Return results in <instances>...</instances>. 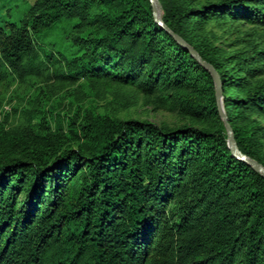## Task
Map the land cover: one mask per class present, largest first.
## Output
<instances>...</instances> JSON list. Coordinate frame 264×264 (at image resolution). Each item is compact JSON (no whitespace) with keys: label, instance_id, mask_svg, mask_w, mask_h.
I'll list each match as a JSON object with an SVG mask.
<instances>
[{"label":"trees","instance_id":"trees-1","mask_svg":"<svg viewBox=\"0 0 264 264\" xmlns=\"http://www.w3.org/2000/svg\"><path fill=\"white\" fill-rule=\"evenodd\" d=\"M158 1L218 73L239 150L264 167L250 117L264 114V46L226 56L202 34L264 28V0ZM3 7L0 264H264V176L233 156L213 76L150 0H34L18 19ZM22 85L41 100L2 118L4 93ZM74 85L171 97L208 126L165 129L83 103L71 117L53 89Z\"/></svg>","mask_w":264,"mask_h":264},{"label":"rangeland","instance_id":"rangeland-1","mask_svg":"<svg viewBox=\"0 0 264 264\" xmlns=\"http://www.w3.org/2000/svg\"><path fill=\"white\" fill-rule=\"evenodd\" d=\"M209 0H199L205 3ZM34 0H0V6L3 7V15L7 18L18 19L23 12L32 5ZM214 46L219 48L226 56L249 51L256 46H264V28L251 26L229 24L224 28H218L214 25L208 26L207 30L202 32ZM259 80L264 81V75ZM37 86V85H36ZM38 87L22 85L16 89L13 86L8 92L3 91V113L2 118L12 108L19 104H25L30 99L41 100L42 93L36 90ZM84 87L79 85L59 87L53 89L54 101L65 100L67 105L66 114L75 117L76 106L83 103L86 108H91L99 113L107 114L118 119H134L156 124L165 129H177L183 126H193L196 128L207 127L205 121L186 115L179 106L173 102L170 97L164 99L163 95L146 96L134 87L113 85L112 92L97 96L89 91L84 93ZM103 91V88L101 89ZM79 102V103H78ZM250 117L258 121L262 128L261 141L264 152V114L251 112ZM66 119L65 125L68 124ZM54 128V124H52Z\"/></svg>","mask_w":264,"mask_h":264},{"label":"water","instance_id":"water-1","mask_svg":"<svg viewBox=\"0 0 264 264\" xmlns=\"http://www.w3.org/2000/svg\"><path fill=\"white\" fill-rule=\"evenodd\" d=\"M150 2H151V6L153 9V15H154V19H155L156 23L159 24L167 32H169L172 36H174L175 39L184 48H186L204 68L209 70V72L213 76L214 82H215V87H216V100H217V104H218V110H219L220 117L223 120L225 128L227 130L228 146H229L233 156H235L237 159H240V160L246 162L247 164L252 166L257 172H259L262 176H264V167L261 164H259L258 162H256L255 160L246 157L238 148V145H237L236 140L234 138L232 127L228 121V117H227L225 109H224L222 83L220 81V77H219L218 73L216 72V70L211 65H209L208 63L203 61L201 59V57L199 56V54L190 45H188L179 36L172 33V31H170V29H168L165 26V24L163 23L162 18H161V5H160L159 1L158 0H150Z\"/></svg>","mask_w":264,"mask_h":264},{"label":"built area","instance_id":"built-area-1","mask_svg":"<svg viewBox=\"0 0 264 264\" xmlns=\"http://www.w3.org/2000/svg\"><path fill=\"white\" fill-rule=\"evenodd\" d=\"M0 54H1V52H0Z\"/></svg>","mask_w":264,"mask_h":264}]
</instances>
